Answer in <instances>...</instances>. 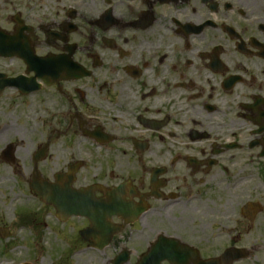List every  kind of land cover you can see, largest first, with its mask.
Wrapping results in <instances>:
<instances>
[{
    "label": "flooded vegetation",
    "instance_id": "obj_1",
    "mask_svg": "<svg viewBox=\"0 0 264 264\" xmlns=\"http://www.w3.org/2000/svg\"><path fill=\"white\" fill-rule=\"evenodd\" d=\"M1 143L29 188L39 174L89 215L59 220L87 246L92 219L140 226V256L247 264L261 248L240 187L264 159V0H0Z\"/></svg>",
    "mask_w": 264,
    "mask_h": 264
},
{
    "label": "rangeland",
    "instance_id": "obj_2",
    "mask_svg": "<svg viewBox=\"0 0 264 264\" xmlns=\"http://www.w3.org/2000/svg\"><path fill=\"white\" fill-rule=\"evenodd\" d=\"M3 145L1 143L0 148ZM22 156L24 153L19 154L21 164L26 158ZM54 162L51 155L47 164L53 168ZM250 162L248 170L252 178L241 183L240 199L242 205L251 202L262 208L248 235L261 248L247 264H264V159L254 158V162ZM0 227L9 228L12 233L9 238H0V264H112L122 247L132 251L128 264H137L140 255L137 244L144 242L136 239L133 232L141 229L140 226L126 227L110 247L101 251L89 249L77 234L81 226L60 225L54 211L30 191L28 176L17 175L3 162H0Z\"/></svg>",
    "mask_w": 264,
    "mask_h": 264
},
{
    "label": "water",
    "instance_id": "obj_3",
    "mask_svg": "<svg viewBox=\"0 0 264 264\" xmlns=\"http://www.w3.org/2000/svg\"><path fill=\"white\" fill-rule=\"evenodd\" d=\"M11 153L7 152L6 156L8 159H11L10 157ZM39 183H41L39 181ZM32 188H34V191H36L38 194H40L41 199L47 203V204H53L55 205L57 209V213L60 212L58 207H59V198L57 194V189L52 188V187H47L48 191L45 192V189L42 188L41 185H36L34 187V183L32 184ZM63 212L67 215H70V211L68 207L62 209ZM258 210V207H257ZM76 213L79 214V211L76 209ZM59 214V213H58ZM57 214V215H58ZM115 230L113 227H111L108 224H101V223H93L92 230H91V236L93 237L94 240H96V245L98 248L102 249L106 245L109 244L111 240V234H108L109 231ZM1 231V230H0ZM153 251V250H152ZM151 251V252H152ZM164 256L160 255L158 258L153 257V254L151 253L148 257H145L139 264H159L162 260H164ZM129 258L127 254L120 255L115 261L114 264H126L128 262ZM179 259H173V264H179ZM178 262V263H177Z\"/></svg>",
    "mask_w": 264,
    "mask_h": 264
}]
</instances>
